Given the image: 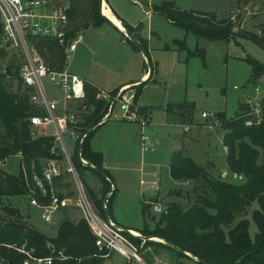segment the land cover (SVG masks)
<instances>
[{
	"label": "trees",
	"instance_id": "obj_1",
	"mask_svg": "<svg viewBox=\"0 0 264 264\" xmlns=\"http://www.w3.org/2000/svg\"><path fill=\"white\" fill-rule=\"evenodd\" d=\"M55 1L68 5L69 39L86 28L109 22L102 13L101 0ZM152 8L154 12L166 15L170 21L200 38L229 41L240 35L264 48V23L259 25V32H254L242 29L238 17L218 19L212 12L183 9L173 1L153 4ZM122 24L148 52L146 39L139 35V27L126 21H122ZM3 36L4 28L0 20V164L10 156L19 154L21 169L20 174L16 175L0 167V197L29 196L30 199L35 197L40 203L47 204L51 200L52 189L61 198L71 197V182L67 179L70 172L67 169V172L61 169L60 175L54 176L51 183L44 177L49 159H57L60 163L65 162L66 157L55 136L35 135L31 117L43 115L46 110L32 101L31 95L35 90L25 85L21 78V69L26 62L24 51L4 43ZM27 42L30 47L36 48L52 68H66L68 54L58 40L27 34ZM178 43L184 46L183 41L178 40ZM196 53L205 58V50L197 48ZM148 60L150 62L149 53ZM246 60L252 66L251 79L262 77L264 63L251 56L246 57ZM150 65V76L134 85L135 102L139 101L143 85L153 81L154 67ZM13 81L17 82L16 89L13 88ZM86 86L87 109H79L77 113L81 116L80 120L70 125L78 134L71 160L83 183L87 199L97 214L103 220H114L113 181L105 167L103 153L94 150L90 142L97 129L110 119L95 131H90L103 121L111 101L98 97L101 89L96 85L89 82ZM119 89L112 90L111 96H115ZM253 107L249 102H241L235 116L226 118L224 112L217 114L221 126L226 130L223 144L227 151L229 170L243 176L245 181H228L221 174H214L209 165L199 164L182 149L173 151L169 163L171 177L178 182H192L190 189H175V193L184 196L188 203L168 202L158 218L151 214L152 203H144V216L152 218L155 225L153 228L145 225L140 231L143 236L158 237L163 242L157 244L173 249L179 256L198 257L206 264H264V162H259L264 152V100L260 103L257 116H254L256 107ZM164 108L177 115L182 124L194 123L193 103L173 102ZM85 133L88 134L82 142ZM81 168L93 170L101 177L99 191L82 179ZM35 175L43 179L46 194L36 186ZM255 202L258 207L252 210V218L258 230L252 236L251 222L245 215ZM5 212L6 215L0 217V257L3 260L0 264H23L25 255L15 248L23 244L27 248H34L37 257H52L53 264H104L112 255L105 256L107 249H100L96 244L97 235L85 217L78 221L62 220L57 235L48 237L28 221L18 207L5 206ZM130 229L125 227L122 233L135 245L141 246L143 236L131 234Z\"/></svg>",
	"mask_w": 264,
	"mask_h": 264
},
{
	"label": "rangeland",
	"instance_id": "obj_2",
	"mask_svg": "<svg viewBox=\"0 0 264 264\" xmlns=\"http://www.w3.org/2000/svg\"><path fill=\"white\" fill-rule=\"evenodd\" d=\"M164 1H173L183 9L212 12L218 19L238 17L241 28L248 31L259 32V25L264 23V0H107L121 21L139 27L140 37L146 39L150 62L143 50L110 22L81 31L84 39L75 51L69 52L66 68L87 77L111 95V89L124 81H141L143 71L149 69L147 79L152 71L150 64L154 67L153 81L142 87V104L135 102L149 125L145 127L141 121L123 120L120 117V105L116 104L114 115L117 114L119 118L113 115L90 140L92 147L102 151L105 167L113 181L115 194L112 215L119 224L113 219L111 221L122 232L123 228L130 227L136 231L130 229L131 234L140 237L143 236L140 231L145 225L151 228L155 225L152 218L144 216V203H152L150 211L156 218L168 202L188 203L184 196L175 193V189H190L192 182H178L171 177L169 162L173 151L182 149L199 164L209 165L214 174H221L228 181H245L243 176L229 170L227 151L223 144L226 130L221 126L217 114L224 112L226 118H231L236 115L241 102H249L252 107L260 108L264 100V74L257 80L251 79L252 66L246 60V57L251 56L264 63V48L240 35L229 41L200 38L170 21L166 15L154 12L152 5ZM123 29L131 34L125 27ZM178 40L184 42L183 47ZM197 48L205 50V58L196 53ZM13 82V88L16 89L17 82ZM43 82L49 98L62 97L63 92L55 84L47 78H43ZM136 84L138 82L126 86L130 94L135 93ZM173 102L193 103L194 123L185 126L177 115L164 108ZM133 106L132 103L130 107ZM203 112L213 115L205 118ZM254 113V116L259 114ZM48 131L52 132L53 127ZM34 133L39 135L41 130L35 128ZM145 134L152 139L148 150L143 146ZM64 139L68 151L74 155L75 140L68 133L64 134ZM259 162H264V152ZM20 165L21 156L16 154L7 158L0 167L19 175ZM60 165L62 170H68L67 161H61ZM68 172L73 202L65 210L53 212V222L44 220L45 210L32 205L29 196H1L0 217L6 215L5 206H16L39 231L48 237H55L62 220L78 221L85 217L83 208L75 204L81 198L75 173ZM80 174L94 190L101 189V177L95 171L81 168ZM81 186L85 194L82 182ZM257 207L258 203L255 202L245 215L250 219L252 236L258 230L252 218V210ZM160 241L162 239L158 237L143 236L141 246L131 242L148 264H201L194 258L179 256L173 249L156 243ZM128 262L137 264L114 251L104 264Z\"/></svg>",
	"mask_w": 264,
	"mask_h": 264
},
{
	"label": "built area",
	"instance_id": "obj_3",
	"mask_svg": "<svg viewBox=\"0 0 264 264\" xmlns=\"http://www.w3.org/2000/svg\"><path fill=\"white\" fill-rule=\"evenodd\" d=\"M68 5L57 4L55 0H0V20L4 28L3 41L12 47L21 48L26 56V62L21 69L23 83L34 88L31 95L33 102L42 105L46 112L43 115H33L31 122L34 128L41 130L39 135H53L57 144L60 145L68 162V170L75 173V167L68 151L64 134L78 138V134L70 127L80 120L79 109H87V83L84 78L76 73L67 70H58L49 66L44 57L34 47H30L27 42V34L41 37H49L58 40L65 46L67 54L75 51L84 39L81 31L77 32L74 38H67L68 30ZM4 44V43H3ZM43 78L59 88L63 95L61 98H49L44 87ZM99 98L110 100L108 112L103 120H107L114 115L116 104L120 105V117L124 120L141 121L145 127L149 125L145 114L141 115L140 108L135 103V93L130 94L128 87H122L115 96L109 92L100 90ZM115 100V103L113 101ZM133 103V108L131 104ZM81 107V108H80ZM255 112L259 113L260 108L256 107ZM212 113L203 112L202 116L208 118ZM119 118L117 114L114 115ZM53 131L49 132V128ZM86 136L83 134L82 138ZM81 138V139H82ZM152 139L150 135L143 136V146L145 150L150 149ZM54 151V150H53ZM85 161L84 159H82ZM86 162V161H85ZM61 165L57 159H49L44 169V177L52 182L54 176L60 175ZM36 186L46 194V187L43 179L38 175L34 176ZM79 186V185H78ZM51 200L47 204L40 203L35 197L31 199V204L45 210L43 218L46 222H53L51 214L57 210L68 207L73 201L70 197H60L53 189L51 190ZM81 198L75 202L82 207L85 218L88 220L93 232L97 235L96 244L100 249H107L105 256H110L114 251H118L128 259L136 261L137 264H148L143 260L136 246L122 233V229L114 224L111 219L103 220L94 211L79 186ZM158 211L160 208H156ZM25 255L23 264H53L52 257L35 256L34 248H27L26 244L15 247ZM0 262L3 260L0 257ZM159 264H177L162 262Z\"/></svg>",
	"mask_w": 264,
	"mask_h": 264
},
{
	"label": "water",
	"instance_id": "obj_4",
	"mask_svg": "<svg viewBox=\"0 0 264 264\" xmlns=\"http://www.w3.org/2000/svg\"><path fill=\"white\" fill-rule=\"evenodd\" d=\"M103 2H104V0H101V3H102V8H103ZM102 13H103V10H102ZM104 14V13H103ZM104 16L107 18V20L110 22V23H112L113 25H116L108 16H106L105 14H104ZM116 27L117 28H119L117 25H116ZM120 31H122V32H124V34L125 35H127L128 37H129V39L130 40H132L141 50H143V52L145 53V55L147 56V58H148V52H147V50H146V48H145V46L137 39V37L136 36H133V35H131V34H129V33H127V32H125L124 30H122V29H120ZM125 37V36H124ZM124 37L122 38V39H124ZM141 81H144V80H141ZM141 81H139L138 83H140ZM137 83V82H136ZM115 103V100L113 101V103L112 104H114ZM104 121H106V120H103L101 123H98L96 126H94V127H92L91 128V132H93V131H95L96 130V128H98L99 126H101V124L104 122ZM87 134L88 133H86V136H87ZM85 136V137H86ZM85 137H83L82 139H81V141L83 142V140H84V138ZM81 148H82V145H81ZM80 148V149H81ZM84 163H86L85 161H83ZM101 172H103V171H101ZM75 176H76V180H77V183H78V185L79 186H81V181H80V179H79V177H78V175H77V171H75ZM108 197V196H107ZM107 201V200H106ZM130 231V230H129ZM163 241V240H162ZM195 260H197L198 262H202V263H204V264H206V262L204 261V260H202V259H200V258H198V257H196L195 258Z\"/></svg>",
	"mask_w": 264,
	"mask_h": 264
},
{
	"label": "crops",
	"instance_id": "obj_5",
	"mask_svg": "<svg viewBox=\"0 0 264 264\" xmlns=\"http://www.w3.org/2000/svg\"><path fill=\"white\" fill-rule=\"evenodd\" d=\"M104 2L107 4V6L109 7V9L111 10V12L113 13V15H114V17L116 18V19H118V21H119V23L120 24H117V26L119 27L118 29H123L124 28V26H123V24H122V21H121V19L114 13V11L112 10V8L110 7V5L107 3V1L106 0H104ZM104 4V3H103ZM80 44V43H79ZM78 48V47H77ZM148 74H149V72H146V70L145 71H143V74H142V78L144 79V80H146L145 78L148 76ZM78 75H80V74H78ZM82 78H84L86 81H88V82H90V83H92V84H94V85H96L98 88H99V86L95 83V82H93V81H91L90 79H88L87 77H84L83 75H80ZM142 79V80H143ZM136 82H139V80H137V81H124L123 83H121L120 85H118L117 87H115V88H113V89H111V90H114V89H117V88H121V87H125V86H129L130 84H134V83H136ZM139 102L141 103V101H140V97H139ZM142 104V103H141ZM185 126H188V125H185ZM73 138V137H72ZM74 140H75V138H73ZM94 150H98V151H100V152H102L101 150H99V149H97V148H94V147H92ZM226 148V147H225ZM177 150H179V149H177ZM171 161V160H170ZM170 163V162H169ZM105 166H106V162H105ZM65 209H67L66 207L65 208H62V209H60V210H65ZM114 220H115V218H114ZM117 223H118V221L117 220H115ZM119 224V223H118ZM133 228V227H132ZM132 230V229H131ZM132 231H135V230H132ZM136 232V231H135Z\"/></svg>",
	"mask_w": 264,
	"mask_h": 264
},
{
	"label": "bare ground",
	"instance_id": "obj_6",
	"mask_svg": "<svg viewBox=\"0 0 264 264\" xmlns=\"http://www.w3.org/2000/svg\"><path fill=\"white\" fill-rule=\"evenodd\" d=\"M103 13L108 16L116 25L120 24L118 19H116L113 15V13L111 12V10L109 9V7L107 6V4L105 2H103ZM124 30V29H123ZM134 233V232H133Z\"/></svg>",
	"mask_w": 264,
	"mask_h": 264
}]
</instances>
